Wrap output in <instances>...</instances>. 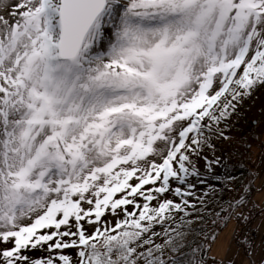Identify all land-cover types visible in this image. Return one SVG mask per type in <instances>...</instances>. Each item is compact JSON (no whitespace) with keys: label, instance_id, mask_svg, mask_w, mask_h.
<instances>
[{"label":"snow or ice","instance_id":"obj_1","mask_svg":"<svg viewBox=\"0 0 264 264\" xmlns=\"http://www.w3.org/2000/svg\"><path fill=\"white\" fill-rule=\"evenodd\" d=\"M260 88L264 0H0V264H208L264 217L219 147Z\"/></svg>","mask_w":264,"mask_h":264},{"label":"rangeland","instance_id":"obj_2","mask_svg":"<svg viewBox=\"0 0 264 264\" xmlns=\"http://www.w3.org/2000/svg\"><path fill=\"white\" fill-rule=\"evenodd\" d=\"M231 124V130L227 134L233 139L228 142H219V147L226 157H230L228 163L232 166L234 174L237 176L241 173L247 174V170L252 169L264 176V88L257 89L252 98L245 101L239 114L233 117ZM245 145H250V147ZM238 170L240 171L238 172ZM235 171L238 173L236 174ZM260 183V180L255 181L257 188L260 187ZM252 198L257 204L264 207V189L254 190ZM258 212L259 210H257L255 218L249 223L241 224L236 228V222L232 221L229 222L226 229L220 230L208 253V264H219L222 258L224 261L232 258L231 247L233 245L241 246L244 237L247 235V229L256 227L255 223L261 218ZM234 228L236 229L235 232L233 231ZM256 228L259 233L261 231L260 225L257 224ZM237 231L241 237L236 239L234 236ZM260 235L257 237L259 238ZM262 242H264V238L257 245H261ZM212 257L215 259L213 260Z\"/></svg>","mask_w":264,"mask_h":264},{"label":"crops","instance_id":"obj_3","mask_svg":"<svg viewBox=\"0 0 264 264\" xmlns=\"http://www.w3.org/2000/svg\"><path fill=\"white\" fill-rule=\"evenodd\" d=\"M257 210H259V209H257ZM259 217H261L259 220H257V222L255 223V221H254V223H255V225L256 224H258V225H260V229H261V235H260V237H259V239L255 242V244L257 245L263 238H264V217H262V216H259ZM255 218V217H254ZM243 248H241V246L240 245H233L232 247H231V250H230V254H231V257L232 258H235L238 262H239V260H240V255L243 253Z\"/></svg>","mask_w":264,"mask_h":264},{"label":"built area","instance_id":"obj_4","mask_svg":"<svg viewBox=\"0 0 264 264\" xmlns=\"http://www.w3.org/2000/svg\"><path fill=\"white\" fill-rule=\"evenodd\" d=\"M257 237V234L256 233H253L252 234V238L255 239Z\"/></svg>","mask_w":264,"mask_h":264},{"label":"trees","instance_id":"obj_5","mask_svg":"<svg viewBox=\"0 0 264 264\" xmlns=\"http://www.w3.org/2000/svg\"><path fill=\"white\" fill-rule=\"evenodd\" d=\"M238 162H239V161H238ZM236 171H237V170H236ZM236 171H235V173L237 174L240 170H238V172H236ZM219 232H220V231H219Z\"/></svg>","mask_w":264,"mask_h":264}]
</instances>
